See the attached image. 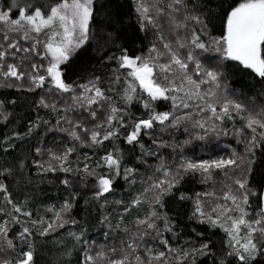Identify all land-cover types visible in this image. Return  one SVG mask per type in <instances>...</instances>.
I'll return each mask as SVG.
<instances>
[{"label": "snow or ice", "instance_id": "6c2138e0", "mask_svg": "<svg viewBox=\"0 0 264 264\" xmlns=\"http://www.w3.org/2000/svg\"><path fill=\"white\" fill-rule=\"evenodd\" d=\"M0 89V264H264V0H0Z\"/></svg>", "mask_w": 264, "mask_h": 264}, {"label": "trees", "instance_id": "16d2710c", "mask_svg": "<svg viewBox=\"0 0 264 264\" xmlns=\"http://www.w3.org/2000/svg\"><path fill=\"white\" fill-rule=\"evenodd\" d=\"M233 86L239 87L240 82L235 81ZM5 94H8L10 96H16V95H24L25 93H17L15 90L0 89V97H2ZM17 111L22 112L24 110L21 108H18ZM41 115H43V112H41ZM8 131H9V128H5L3 125H0V135H3ZM58 138L59 137L57 136V139ZM52 139H53L52 136L49 135V137H48L49 142H51ZM229 143H232L233 146H235L234 140L232 139L231 136L221 137L219 141L213 140V142L211 144L207 145L204 150H201V147L199 146V142H197L196 144L190 146L189 155H199V156H204L205 158H207L209 155V151L211 152L212 155H216V154L224 155L225 153L223 151V148L226 144H229ZM187 187H189V188L195 187L196 190H201V186H199V185L189 184V185H187ZM48 196H50L52 198V201H54L56 196H57L56 190L55 189L49 190ZM44 199H47V197H44ZM92 235L94 237H97L100 234L99 233H93Z\"/></svg>", "mask_w": 264, "mask_h": 264}]
</instances>
